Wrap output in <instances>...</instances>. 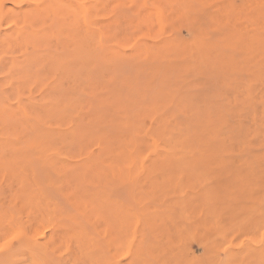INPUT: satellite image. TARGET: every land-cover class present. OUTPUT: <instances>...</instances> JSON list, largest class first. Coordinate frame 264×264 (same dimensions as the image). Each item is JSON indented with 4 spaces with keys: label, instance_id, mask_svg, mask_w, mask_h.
Wrapping results in <instances>:
<instances>
[{
    "label": "rangeland",
    "instance_id": "1",
    "mask_svg": "<svg viewBox=\"0 0 264 264\" xmlns=\"http://www.w3.org/2000/svg\"><path fill=\"white\" fill-rule=\"evenodd\" d=\"M0 9V104L45 134L0 162V264H264V0ZM209 118L231 137L202 152Z\"/></svg>",
    "mask_w": 264,
    "mask_h": 264
},
{
    "label": "bare ground",
    "instance_id": "2",
    "mask_svg": "<svg viewBox=\"0 0 264 264\" xmlns=\"http://www.w3.org/2000/svg\"><path fill=\"white\" fill-rule=\"evenodd\" d=\"M8 1H12L13 2L14 0H8ZM3 2L1 1V5H2ZM20 3H21V1H20ZM18 4L19 3H17V6H18ZM34 8L38 12L37 15H39L40 12L43 9V3L40 2V1H36L34 3ZM1 9H2V7H1ZM27 14H28V12H24V17H25V19H24V22H25L24 26L18 28V35L19 36H25V39H27L30 36L29 35V32H28V28H27L28 25L27 24L30 21L29 18L31 17V15H27ZM1 15L2 14H0V16ZM86 17H87V15H86ZM34 44H36V43L34 42ZM221 45H222V43H221ZM36 46H37V44H36ZM124 48H126V47H124ZM73 62H75V61H73ZM33 63H34L33 60L31 58H29V57H25V59L23 61H14L13 66L14 67H17V68H19V69H21V70H23L25 72V75L19 77V80H21L23 78L25 79V78H27V77H29L31 75V72H33L32 69H31ZM140 77L141 76H139V78ZM141 81L142 80H140V82ZM142 84H144V83H142ZM156 94H158V93H156ZM23 115L26 118H29V116H31L26 111L24 112ZM220 115H221V113H220ZM16 116H17V114L15 113V111L13 109H7L6 107H3L0 104V149H1V151H0V162L4 163L7 166H11V165L13 166L15 164L18 165V164H21L22 162H25L27 160V157L24 154L25 153H28L30 150H35V151L38 150V151H40L42 153L45 151V146H44V144H45V141H44L45 134L42 133V132H40V131H38V128L36 129V127H34L32 124H30V125L28 124L30 126L31 130H32V133L26 134L24 130H21L20 131L18 129L17 125H16V121L18 120L16 118ZM131 116L132 115L130 114V117ZM101 120H103V119H101ZM223 122H224L223 119H210V118L209 119H202V152L211 151V150L219 151V150H222V148L228 146L226 144V140H227L228 137H231V135L228 134V135L222 136L221 135V132H219L220 128H218V126L221 125ZM131 126H133V124ZM131 126H129V127H131ZM106 129H108V128L106 127ZM131 129H134V128L131 127ZM196 131H194L193 129L189 128L188 131H187V133H186V138L188 139V144H187L186 147H188V149H191V148H194L195 147L191 142H189V139H192V141L194 142L193 137H196L198 135ZM232 133H233V131H232ZM260 146H264V143H263V145H260ZM241 147H243V149H245L247 146L245 145V146H241ZM200 148L201 147H197V150L200 149ZM106 149H108V147H106V146H104L102 148L103 151L100 154V159H103L102 156H103L104 152L106 151ZM9 153H10V155H9ZM13 154H15V156H13ZM37 159H39V158H37ZM27 162H30L31 164L34 163L33 159H30V158H28ZM103 166H105V165H103ZM42 171L45 172V170H42ZM40 176L42 177V175H40ZM41 179L43 180V178H41ZM119 181H121V180H119ZM125 183L126 182H124V184ZM125 186H126V184H125ZM116 189H117V187H116ZM112 190H115V189H113V187H112ZM49 192H51V191L49 190ZM57 195L55 197H58ZM59 199H60V197H59ZM64 206H66V205H64ZM85 212L86 213H84V215H82V214H80V215H82L85 218H87L88 211H85ZM77 216H78V213H77ZM74 222H75L76 225H78L80 227L81 230H83L79 235L80 236H83L86 240H89L91 238L90 237L91 232L86 228L87 224L89 223L88 218L85 221L86 226L82 222V220L77 219V220H74ZM43 231H45V229ZM92 239H94V238H92ZM93 243H94V240H93ZM128 249H130V247ZM99 251H100V248H99ZM128 252H129V250H128ZM126 253H127V251H126ZM149 256H150V254H149Z\"/></svg>",
    "mask_w": 264,
    "mask_h": 264
}]
</instances>
